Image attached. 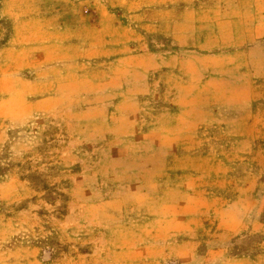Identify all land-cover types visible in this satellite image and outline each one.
Instances as JSON below:
<instances>
[{
    "label": "rangeland",
    "instance_id": "1",
    "mask_svg": "<svg viewBox=\"0 0 264 264\" xmlns=\"http://www.w3.org/2000/svg\"><path fill=\"white\" fill-rule=\"evenodd\" d=\"M222 261L264 264V0H0V264Z\"/></svg>",
    "mask_w": 264,
    "mask_h": 264
},
{
    "label": "crops",
    "instance_id": "2",
    "mask_svg": "<svg viewBox=\"0 0 264 264\" xmlns=\"http://www.w3.org/2000/svg\"><path fill=\"white\" fill-rule=\"evenodd\" d=\"M179 219V218H178ZM177 218L174 219V221H178ZM193 242H188V241H183V242H180V244H177L176 247H177V250H179L180 252H183L185 251V249H189L193 244ZM192 244V245H191ZM200 244V243H199ZM197 246L195 245L194 247V250H196ZM198 251V250H197ZM227 252V249L225 247H222V248H218L216 250H214V253L210 256V258L208 260H214V256L216 254H218V256H222L225 255V253ZM207 260V261H208ZM218 261H221L220 259H218ZM223 264V261L221 262Z\"/></svg>",
    "mask_w": 264,
    "mask_h": 264
}]
</instances>
